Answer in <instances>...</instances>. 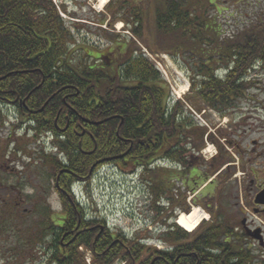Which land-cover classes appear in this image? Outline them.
<instances>
[{
    "label": "trees",
    "instance_id": "obj_1",
    "mask_svg": "<svg viewBox=\"0 0 264 264\" xmlns=\"http://www.w3.org/2000/svg\"><path fill=\"white\" fill-rule=\"evenodd\" d=\"M214 5L211 0H110L100 25L121 21L129 35L113 38V57L87 53V61L76 55L77 39L61 14L68 13L63 3L0 0V106L18 109L19 127L25 124L38 137L54 135V146L66 156L44 151L66 213L57 225L49 208L41 222L37 240H49L52 263L88 264L83 246L93 254L91 264H254L247 235L227 221L201 223L195 233L171 223L164 241L172 247L160 250L109 228L100 216L90 218L71 192L74 182L89 181L107 163L149 172L158 159L187 169L188 183H197L190 175L196 168L191 159L210 134L194 112L209 109L226 116L252 88L250 73L264 66V10L225 33ZM143 47L184 65L190 89L183 98L174 99ZM221 165L210 163L211 170L197 177L205 183ZM172 170L159 167L162 182ZM153 182L159 198L162 183ZM189 190L196 192L198 185ZM186 197L185 192L183 212L190 210ZM145 252L150 256L142 257Z\"/></svg>",
    "mask_w": 264,
    "mask_h": 264
},
{
    "label": "rangeland",
    "instance_id": "obj_2",
    "mask_svg": "<svg viewBox=\"0 0 264 264\" xmlns=\"http://www.w3.org/2000/svg\"><path fill=\"white\" fill-rule=\"evenodd\" d=\"M211 1L215 2L212 12L219 13L225 33L240 29L264 10V0ZM58 3H63L68 11L63 15L77 39L76 55L84 60L89 61L87 53L95 58L102 54L113 57V38L129 35L121 21L113 27L107 23L100 25L103 15H108L101 0H58ZM151 16L150 13L149 21ZM154 62L170 84L174 99L183 98L190 88L189 85L188 90L182 89L190 84L184 65L166 54L155 55ZM249 78L254 82L252 88L226 116L209 109L194 112L197 123L210 134L208 139L205 136L201 152L191 159V166L196 168L190 175L197 183L191 180L188 183L187 169L184 172L182 166L159 159L149 172L132 164H120L113 170L104 168L93 176L90 184L96 201L91 199L87 186L76 188L91 215L97 210L96 214L106 217L113 230L139 239L148 247L170 249L172 245L164 241V233L183 213L180 204L186 192L189 212L197 206L206 213L207 219L202 221L205 227L210 222L227 221L240 235L246 231L245 222L250 230L261 227L262 240L247 235L245 242L254 255V264H264V213L258 211L261 206L256 202L257 194L264 188V66L258 64ZM10 115L9 120L0 113V264H54L48 252L49 240L40 243L37 240L46 210L52 208L55 215L62 214L52 178L53 167L44 158V151H50L33 130L24 124L19 127V114L18 126L12 121L17 118L16 112L10 111ZM210 163H222L219 171L222 172L203 183L197 175L208 173ZM162 166L174 169L164 182L158 175ZM155 180L163 186L159 198L153 189ZM197 185L196 192L189 190ZM173 212L178 213L175 219L171 217ZM83 253L87 259L93 258L90 251L84 249ZM149 256L145 252L142 257Z\"/></svg>",
    "mask_w": 264,
    "mask_h": 264
},
{
    "label": "bare ground",
    "instance_id": "obj_3",
    "mask_svg": "<svg viewBox=\"0 0 264 264\" xmlns=\"http://www.w3.org/2000/svg\"><path fill=\"white\" fill-rule=\"evenodd\" d=\"M102 4H106L109 0H101ZM189 84V83H188ZM188 86H183L182 89L188 90ZM207 219V215L199 207L195 206L189 213H181L177 218L178 222L183 228L188 231L196 230L202 221Z\"/></svg>",
    "mask_w": 264,
    "mask_h": 264
},
{
    "label": "flooded vegetation",
    "instance_id": "obj_4",
    "mask_svg": "<svg viewBox=\"0 0 264 264\" xmlns=\"http://www.w3.org/2000/svg\"><path fill=\"white\" fill-rule=\"evenodd\" d=\"M58 193V192H57ZM58 196H59V194H58ZM57 196V197H58ZM60 198V197H59ZM258 205H260L261 206V209L260 210H258L260 213H264V204H258ZM263 208V209H262ZM258 212V213H259ZM66 217V213L64 212V207H62V214L61 215H55V214H53V220H54V222L58 225V224H61V223H63L64 222V218ZM247 225V222H245V224H244V227ZM259 228V230H260V236H261V239L260 240H262L263 239V230H262V228L261 227H258ZM263 244V243H262ZM264 245V244H263Z\"/></svg>",
    "mask_w": 264,
    "mask_h": 264
},
{
    "label": "water",
    "instance_id": "obj_5",
    "mask_svg": "<svg viewBox=\"0 0 264 264\" xmlns=\"http://www.w3.org/2000/svg\"><path fill=\"white\" fill-rule=\"evenodd\" d=\"M256 202L264 204V189L257 194ZM247 232H248V234L250 236H253L254 238H257L258 240L261 239L259 229L257 231H255V232H251L250 230H247Z\"/></svg>",
    "mask_w": 264,
    "mask_h": 264
}]
</instances>
